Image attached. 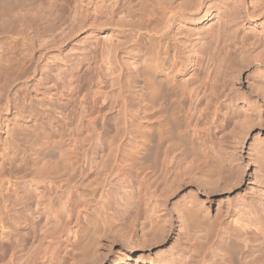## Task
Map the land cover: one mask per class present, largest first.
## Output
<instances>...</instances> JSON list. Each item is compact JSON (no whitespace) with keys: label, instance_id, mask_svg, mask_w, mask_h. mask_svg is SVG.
Instances as JSON below:
<instances>
[{"label":"rangeland","instance_id":"rangeland-1","mask_svg":"<svg viewBox=\"0 0 264 264\" xmlns=\"http://www.w3.org/2000/svg\"><path fill=\"white\" fill-rule=\"evenodd\" d=\"M6 1L0 264H264V0H203L197 11L200 0H131L130 12L117 0ZM152 12L186 25L171 31L187 69L169 99L183 135L164 137L157 160L141 165L124 161L116 142L126 120L138 137L149 115L143 78L128 66L148 60L150 38L136 42L129 23L146 31ZM111 44L122 96L107 69ZM76 60L90 73L60 119L59 67ZM93 119L105 128L95 132ZM47 134L68 140L71 154L41 170Z\"/></svg>","mask_w":264,"mask_h":264},{"label":"bare ground","instance_id":"bare-ground-1","mask_svg":"<svg viewBox=\"0 0 264 264\" xmlns=\"http://www.w3.org/2000/svg\"><path fill=\"white\" fill-rule=\"evenodd\" d=\"M2 1L3 0H0V4H1L0 10H4L6 8L8 9L9 7L8 6L5 7ZM118 3L119 5H121L123 9H126L124 11L130 12L129 11L131 9L130 5L132 3L131 0H117L115 5H118ZM203 5H204L203 0H200L198 3L194 5L193 10L197 11ZM164 11L165 10L163 9L162 13ZM1 12L2 14L0 15L3 16V11ZM238 12L240 13L239 10ZM207 15L208 14H206L205 16ZM159 16L160 15H157L156 13L153 14V12L149 15V17L147 18L148 23L145 25L146 31H144V26L138 27L136 23H129L130 29L133 34V38L136 42H139L142 39V35H144L145 32H148L150 38V44H151L150 47L152 51V54L150 55L148 60H146L144 63L137 64L133 62L131 59H129V62H131V64H129L128 66L130 70L129 71L130 77H132L133 75V76H142L143 78L144 100L141 102L142 103L141 108H143L145 111H148L149 115H147V119L144 122L137 124L138 132L140 134L139 135L140 137L138 136L139 138L135 133H132V130L128 124V120H126L125 121L126 127L124 130V134L121 137L120 141L116 142L117 149L119 151L121 150L124 151V152L121 151L123 153L124 161L138 163V164L155 162L157 160L159 155V148L162 146L161 142H163L162 140H164L163 139L164 137L177 140L174 141V144H177L178 141H181L180 137L183 135L182 131L180 132L179 130L180 128L178 129L180 123H176L179 122L177 121L176 118L177 110L175 112L176 108H173L174 106L171 107L172 105L169 99L172 100L173 99V98L171 99L172 95L174 97L177 93V92L175 93V91H177V89H180L179 83L181 85L183 76H181L179 72L183 69H187L186 66L187 62L186 60H183L181 56V52L178 49L179 48L178 45H182L183 41H180L177 38L172 39L171 31L173 27L176 26V24L179 25L177 28L180 27L182 28L186 25L183 22H181L180 20L181 18H178L174 13L166 14L163 17V20H157ZM250 17L252 16L250 15ZM237 19H238L237 16H235L234 20ZM221 20H223L222 17ZM163 21L165 24H163ZM237 24L238 21L236 22V31H238V26H239ZM3 25L4 24H2V26ZM161 27H165V28L161 29ZM105 56L109 60V66L107 67V69L109 70V76L113 80L114 85L117 86L118 94L122 96L123 84L120 79L121 70L117 66V64H119V61L117 57V49L115 48L114 44H111V47L107 49ZM85 59L86 56L82 61H84ZM82 61L79 60L69 61L68 64L59 67L58 77H59V81H61V86L57 87L60 88V91L58 90L59 96L61 98L64 97L65 99H67L64 101L62 100V103L58 105L60 119H63L64 117H69V111L67 110V103L69 100L72 99L75 100L74 94L78 93V91L83 88L85 84L84 83L85 78H87L90 73L89 70L91 69V67L89 66L83 71L84 73L83 72L81 73ZM104 73L107 75L106 72ZM99 76L103 80L102 74H99ZM102 80L99 81L96 78L97 81L96 83L100 85L99 91H102V87H103L102 84L105 83L102 82ZM227 96L228 94L225 95V97ZM223 103L228 104L230 108L232 106L230 104L231 101H224ZM242 106L246 108V110L249 111L250 113L253 111L254 106L252 105V102L248 99L245 100V102H243ZM110 107L114 108L113 105H111ZM259 107H260L259 110L261 111L263 108L261 105ZM101 113L104 114L103 110L97 112L98 115H101ZM71 115H72V111L70 112V116ZM96 117L99 118V116ZM103 118H105L104 115ZM101 128H105L104 123L100 125V127H97V122L96 125L93 124V129L95 132H97ZM40 148H41L40 150H42L41 153L44 155V157L42 156L43 160H41L39 164L40 165L39 168L41 167L40 168L41 170L57 169V167L59 165H62L64 161L66 163L68 157L71 154V146L69 144V141L65 139L64 140L56 139L51 134H47L46 136H44ZM49 148L53 151V153L55 151L58 154V155L56 153L54 154L58 156V160H56L57 159L56 158L55 161L53 157L52 159L54 161H52V159H50L51 157H48V155L44 154L45 150L46 149L49 150ZM198 210L200 209L196 206V203H193L191 207H187L186 213L191 217L196 212H198ZM205 210L206 209H204L201 212L204 213V215L206 216ZM231 235L233 234H230V236Z\"/></svg>","mask_w":264,"mask_h":264}]
</instances>
